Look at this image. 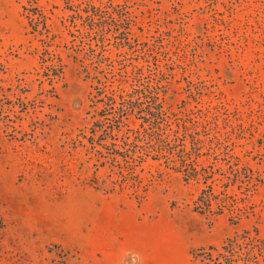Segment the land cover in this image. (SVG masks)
I'll return each instance as SVG.
<instances>
[{
    "label": "rangeland",
    "instance_id": "obj_1",
    "mask_svg": "<svg viewBox=\"0 0 264 264\" xmlns=\"http://www.w3.org/2000/svg\"><path fill=\"white\" fill-rule=\"evenodd\" d=\"M87 9L112 28L95 102L74 61L102 48L88 20L73 25ZM55 56L52 87L37 71ZM147 83L161 130L139 111ZM122 97L139 105L100 139ZM183 122L199 140L176 139ZM181 162L211 178L185 180ZM0 264H264V0H0Z\"/></svg>",
    "mask_w": 264,
    "mask_h": 264
},
{
    "label": "trees",
    "instance_id": "obj_2",
    "mask_svg": "<svg viewBox=\"0 0 264 264\" xmlns=\"http://www.w3.org/2000/svg\"><path fill=\"white\" fill-rule=\"evenodd\" d=\"M94 14L99 15L100 10H98L96 7H92ZM82 12L86 13L83 14ZM90 10L87 9L85 11H80L77 10L75 11L74 14L71 15L72 17V21H73V25L77 26V23L75 22L76 20H81L86 21L88 20V23L83 24L84 25V29L88 28V29H94L97 28V32H99L98 34H96V41L98 42V40L101 41V50L99 54H96L95 52V48L92 47L91 43H86L89 49V57H85V58H79L77 55L74 56V61L78 62V70L80 73H84V76L86 79H89L91 81V86L93 87V89H96L97 91L95 92L94 95H92L93 99L97 96H100L103 92V90L108 87L107 84V80H108V76L107 75H103V78L105 80L102 79L101 77V67H102V63L105 60H108L109 58L107 56H104L102 54V52L105 50V45H104V41L106 39V34L112 30L111 26L109 25V23H107L106 21L100 20V21H95V19L93 17H91L90 15ZM44 18V27H46V16L43 15ZM108 25V27H106ZM113 27V31H116L119 27V24L114 22L112 23ZM88 26V27H86ZM99 28V29H98ZM78 31L80 30L79 28L77 29ZM39 32L38 27L32 25V29L30 31V33H32L34 36L37 35V33ZM86 33V30L84 31ZM84 32H82L80 30V33H82V37H86L88 36L87 34H83ZM126 40V37H125ZM126 42V41H125ZM98 44V43H97ZM128 46V48H130V45H128V43H123L122 46ZM99 46V45H98ZM50 47V43L49 42H45L44 44V52L49 53L48 49ZM36 50L38 49V47H34ZM79 51H76V53ZM54 58H57V64L55 63V61L52 60H48V59H43L41 61V71H37V74H39L41 77H45L46 79H48V81L50 82V84L53 87L54 82L57 81L58 78H60L62 76L63 73V65L61 63V59L58 56H55ZM153 59H154V64L157 67V62L159 61L158 57L153 55ZM144 62H149L148 59H144ZM143 65H140V67L138 68V70L142 69ZM135 67V66H134ZM137 67V65H136ZM127 73V72H126ZM139 73V72H138ZM122 74H120V78H117L116 81L113 79L110 83V85H113L114 82H117V87L118 89L122 90V82L124 79H122ZM136 100L140 99V98H144L146 99V107L144 109L140 108L139 111H144L146 113V115H148L149 117H154L155 118V122H153L152 124V128L153 129H159L161 130L162 128L160 127V123L162 120V116H163V112H162V106L159 103H154V100H158V90L154 85H151L150 83H147L146 85L144 84L142 89L136 90ZM103 98V97H102ZM92 101L95 102V99ZM136 100L131 101V100H125L122 97V107L120 108L117 117L115 118V120H113V123L109 125L110 128V132L109 135H106L104 137H100V139H104V140H108V138H112V139H116L117 137H115L116 135L114 134V131L117 128V131H119V123L121 122V118L123 116V114L126 112V109L129 110H134L137 105ZM116 98H115V91L114 90H110V94L107 95V101L105 103V105H112L113 103H115ZM101 116L104 115V113L100 114ZM97 126V124L93 123L92 126V130L95 131V127ZM217 127V124H216ZM177 132L179 131L180 128H182V135L181 137H176V139L180 138L181 140H185L188 137H191L192 140H199V137H195L192 132L190 131V127L187 125V122H183L181 125H177ZM153 131V130H152ZM219 132L218 130H216V133ZM153 134H155V132H149L147 130H144V135L148 136L150 138L151 141L155 140L157 142L161 141V142H166V138L164 137L163 139L160 138L162 136L163 133H157L158 136H153ZM93 138V137H92ZM125 144L129 143V136L122 137ZM137 138V137H136ZM213 138H218L217 134L213 135ZM93 140V139H91ZM141 139L135 140V146L137 147V141H139ZM165 140V141H164ZM168 142V141H167ZM135 154V151H133L132 153L128 152L127 153V157L131 156V155ZM110 155L112 156V160H114L118 155V151H111ZM103 156V155H102ZM156 159L165 157L166 160H170L173 161L171 159V157L167 154L162 153L161 151H157V153L154 155ZM142 158V157H141ZM172 170L177 171L182 173V175L184 176L185 180L189 181V180H195L196 182H200L201 178H203L206 182V180L208 178H211V176L208 175V173L206 174L205 172H207L206 169L204 168H197L195 166L192 167H188L187 165H185L184 162H181L180 165H173L172 167H170ZM213 173V171H212ZM229 178V177H228ZM213 182V181H212ZM229 182V181H228ZM226 182L225 186L227 187L229 185V183ZM212 183L209 184L210 187ZM146 191V187H143L141 190V193H139L140 195H142L144 192ZM137 192L136 190H133L132 193ZM203 206L205 207L206 210L211 211L212 208V199L210 198V196H208L204 202H203ZM227 205H225V203L219 204L218 208H217V213H221L223 212V209L226 208ZM232 212H236V216H238V219L240 218L241 214L244 213V209L243 208H234V209H230Z\"/></svg>",
    "mask_w": 264,
    "mask_h": 264
}]
</instances>
